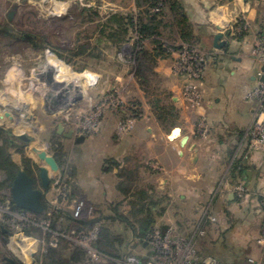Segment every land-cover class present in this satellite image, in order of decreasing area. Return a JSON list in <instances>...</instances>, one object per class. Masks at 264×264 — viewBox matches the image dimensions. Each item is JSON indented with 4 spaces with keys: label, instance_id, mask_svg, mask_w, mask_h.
Returning a JSON list of instances; mask_svg holds the SVG:
<instances>
[{
    "label": "rangeland",
    "instance_id": "1",
    "mask_svg": "<svg viewBox=\"0 0 264 264\" xmlns=\"http://www.w3.org/2000/svg\"><path fill=\"white\" fill-rule=\"evenodd\" d=\"M164 1L0 0L3 31L14 39L29 36L23 59L10 54V66L0 69V127L35 138L40 164L53 159L75 195L90 198L95 217L106 218L105 233L113 238L105 249L120 264L147 256L142 235L133 238L132 233L141 234L140 225L150 218L153 228L173 229L185 239L180 234L192 225L198 246L210 224L219 222L215 204L219 197L226 200L228 181L233 180V191L245 188L242 195L234 192L241 203L250 194L243 174L252 158L264 153L251 146L249 137L251 108H256L249 94L260 69L252 48L264 30V1L182 3V19L193 30L190 42L183 39L178 13ZM141 24L156 28L155 33L144 37ZM122 29L127 34L120 42ZM201 30L212 38L221 34L218 44L225 46L198 40ZM49 55L68 70H62L64 90H56L53 98L33 89L41 81L38 73L50 66ZM200 61L204 64L197 72ZM65 91L68 95L49 115L44 100L52 102ZM21 117L25 127L18 125ZM243 122L248 131L243 129L234 147L229 133ZM60 124L62 134L55 136ZM176 127L183 134L172 140ZM183 136L189 137L184 146ZM243 168L242 174L238 169ZM194 189L200 202L194 203ZM31 240L37 251L47 245L44 236ZM263 240L264 235L258 243ZM262 244H249L247 257L255 259Z\"/></svg>",
    "mask_w": 264,
    "mask_h": 264
},
{
    "label": "flooded vegetation",
    "instance_id": "2",
    "mask_svg": "<svg viewBox=\"0 0 264 264\" xmlns=\"http://www.w3.org/2000/svg\"><path fill=\"white\" fill-rule=\"evenodd\" d=\"M8 33L0 26V56L6 49L9 55L22 56L27 47L24 43L29 40V36L21 34L20 37L14 39ZM210 44L215 45V37ZM53 106L52 102L44 104V109L49 115H51ZM61 125L54 133L55 136L62 134L63 126ZM14 132V129L0 127V264H7L8 259L17 264H91L87 250L67 238L66 235L72 227L77 226L84 231L90 227L92 222H77L73 219L72 212L50 204L48 199L52 197L53 180L60 172L57 169L51 173L49 186L45 188L41 179V167L44 165L40 164L35 156L36 139L28 134L35 142H27L13 135ZM65 137L69 138L67 135ZM21 170H24L34 180L35 188L46 194L44 210L41 213L26 210L14 202L12 189ZM60 175L69 187L72 197L83 198L75 195L65 174L62 172ZM43 236L47 243L45 249L37 251L34 250L37 248H34L28 253L23 251L24 240L22 239L28 238L40 242ZM99 239L100 233L96 246L101 243ZM97 248L100 250L98 246Z\"/></svg>",
    "mask_w": 264,
    "mask_h": 264
},
{
    "label": "built area",
    "instance_id": "3",
    "mask_svg": "<svg viewBox=\"0 0 264 264\" xmlns=\"http://www.w3.org/2000/svg\"><path fill=\"white\" fill-rule=\"evenodd\" d=\"M241 30L244 27H240ZM246 28V27H245ZM247 39H245L246 41ZM244 41V42H245ZM253 53L259 58L260 69L258 72V83L256 88L251 91L249 97L256 103L254 111L253 127L250 130V144L253 148L264 151V30L256 38V44L253 46ZM204 62H198L196 69L200 72ZM245 188L240 185L235 188V193L239 195L245 193ZM53 207L68 210L74 214V217L84 216L86 221L92 222L88 229L80 230V227H72L67 238L84 247L89 256L91 264H120L121 260L111 258L109 255L101 252L96 242L101 232L103 221L101 217H95V207L85 198L72 197L71 191L64 182L63 177L58 174L54 177L52 186V197L49 199ZM99 218V219H97ZM96 220V221H94ZM202 226L199 224L198 226ZM173 229L153 228L149 233L141 237V240L149 248L147 256L141 258L135 256L124 264H223L218 259L211 256H202L197 246L196 233L185 239L176 236ZM203 235L204 233L201 232ZM205 235V234H204ZM263 242V241H262ZM137 257V258H136ZM250 264H260L257 260L250 258Z\"/></svg>",
    "mask_w": 264,
    "mask_h": 264
},
{
    "label": "crops",
    "instance_id": "4",
    "mask_svg": "<svg viewBox=\"0 0 264 264\" xmlns=\"http://www.w3.org/2000/svg\"><path fill=\"white\" fill-rule=\"evenodd\" d=\"M179 2L190 3L192 0H177ZM194 2L199 0H193ZM264 0H254L256 3H260ZM244 8V5H243ZM248 9V8H247ZM199 29H202L200 27ZM200 33L206 34V32L201 30ZM212 37L209 38L208 43L212 41ZM34 54H36L34 52ZM8 56V58H7ZM17 57H21V55H14ZM23 57V55H22ZM21 57V58H22ZM6 58V59H5ZM20 58V59H21ZM23 59V58H22ZM11 58L9 57V53L7 49L4 51L2 56H0V69L1 72L10 66ZM22 60H20L21 62ZM255 78L252 77V80ZM251 105H254L252 102ZM251 113H254V109L251 108ZM214 117V115H213ZM244 127V128H243ZM249 125L246 122L242 123L241 126L236 128L233 132H230L229 135L233 136L234 140L233 146L236 147L242 139L244 133L243 129L248 131ZM238 129V130H237ZM183 131V129H182ZM187 144V143H186ZM215 159V158H214ZM251 165L247 167L246 174L243 176L246 177L248 182V186L250 189V194L245 197V199L240 203L235 199L234 191H233V180L230 179L228 181L227 188L225 190V199H217L215 207L217 211V215L219 217V222L215 221L210 224V233L198 243L199 253L202 256H211L218 260H225L228 264H250L247 257V247L251 243H256L257 245L264 244V240L262 243H258L259 239L264 235L263 223H264V204H262V196L261 192L264 194V173L259 171V167L264 168V153L256 154L251 160ZM244 169V168H243ZM245 170V169H244ZM249 170V171H248ZM251 173L249 176L248 173ZM196 177V176H194ZM70 181V177H68ZM223 180V179H222ZM210 183H212L210 181ZM73 192L75 193L74 186L71 185ZM213 190L215 189V184H212ZM194 193V203L200 202V197L198 198V194H200L196 189L192 191ZM213 192V191H212ZM209 192V193H212ZM51 197H49L50 199ZM85 198V197H84ZM182 200L185 199L183 195H181ZM90 201V198H86ZM229 207V209H227ZM236 211L234 217L231 216V212ZM74 219V218H73ZM106 218H101L103 224L105 223ZM76 220V219H74ZM73 220V221H74ZM185 225V224H184ZM186 226V225H185ZM189 227V228H188ZM192 225H187L184 232H181L182 236L190 237L192 235L191 230ZM183 229V228H181ZM251 229L256 230L253 234L251 233ZM133 238L135 236L140 237L141 234H136L133 231ZM24 240V245L22 247L23 251L28 253L29 251L35 248L33 241L28 238L22 239ZM262 244V245H263ZM147 249L146 253H148L149 248L146 244L142 245ZM260 249L257 250L259 252ZM261 252L252 255L260 264H264V246L260 250ZM250 257V256H249Z\"/></svg>",
    "mask_w": 264,
    "mask_h": 264
},
{
    "label": "water",
    "instance_id": "5",
    "mask_svg": "<svg viewBox=\"0 0 264 264\" xmlns=\"http://www.w3.org/2000/svg\"><path fill=\"white\" fill-rule=\"evenodd\" d=\"M221 39H222L221 34H217L215 36V46L216 47H219V48L223 47L224 43L218 44V41ZM245 43L247 45L246 49L249 51L251 47L249 45L248 40H246ZM38 78L41 79V82L45 81L47 87L49 88V90L45 92L46 98H51L53 96V91H56V90L58 91V89H63L65 88V85H66L64 77H63V71L52 65L48 67L45 73L39 74ZM43 84L44 83L42 82V86L44 87ZM38 87L39 85L34 86L33 89L39 91ZM67 95L68 93L66 91L64 93L61 92L60 94H58L57 98L54 97V100L52 101L53 104L59 103V100L63 97H66ZM58 97L60 98L58 99ZM44 102L46 105L48 104L47 99L44 100ZM12 134L18 137L19 139L25 140L27 142H31V143L35 142L26 132H21V133L14 132ZM72 134H73V130H71L70 133L67 134V136L71 137ZM182 134H183L182 128L176 127L172 131L171 139L175 140L179 136H182ZM188 140H189L188 136H183L181 139V145L184 146L188 142ZM44 158H45V155L43 154L42 159ZM57 169H58V166L53 159H49L46 166L44 165L43 167H41L42 185L45 188L49 186L51 173ZM248 175L250 176L251 173L249 172ZM12 195H13L14 202L19 207H22L26 210H29L35 213L43 212L44 199L46 198V194L42 190L35 188L34 180L24 170H21L19 172V175L14 182L13 189H12ZM72 215L74 216L73 213ZM74 219H76L77 222H86V219L84 218V216L74 217ZM7 264H17V263L11 259H8Z\"/></svg>",
    "mask_w": 264,
    "mask_h": 264
},
{
    "label": "trees",
    "instance_id": "6",
    "mask_svg": "<svg viewBox=\"0 0 264 264\" xmlns=\"http://www.w3.org/2000/svg\"><path fill=\"white\" fill-rule=\"evenodd\" d=\"M155 1H161V0H155ZM169 4H170V8L177 12L178 13V16H177V19H178V24L181 28V32H182V35H183V39L186 40V41H191L193 40L194 36H193V30H192V26L191 24H189L188 22H186V20L184 21V19H182V17H184V14H181V10H182V2H179L177 0H169ZM168 1H164L165 4H168L167 3ZM163 14V13H162ZM180 17V18H179ZM118 22H120V25L122 27V22H121V19H117ZM153 21H156V18L153 19ZM158 23L157 24H160L159 21H157ZM156 29V28H155ZM155 29L154 28H151V26H148L147 24L143 25L141 24L140 28L138 29L140 34L143 35L144 37H146L147 35H153L155 32ZM122 34V35H121ZM121 36H119L120 38V42L123 41L124 37L122 36H125L127 34V30L125 29H122V32H121ZM198 40H202L203 42H205L206 44H208V46H211L210 43H208V40L210 38L209 35L207 34H204V33H201L200 36H198ZM196 39V38H195ZM194 39V40H195ZM158 43V42H157ZM160 50L164 51V48L162 46L159 47ZM238 171H240V173H244V169H238ZM98 219V218H97ZM152 218H150L149 220H147L148 222H145L143 223L142 225H140V232H141V235L144 236L146 235L147 233H149L152 229H153V224H152ZM166 227H164L165 229ZM106 230L104 228V226L102 225V228H101V232H100V239H99V242L100 245L97 244V246L100 248L101 251H103L104 253L108 254V255H111L113 257H117L116 254H112L111 252H107L105 251L103 248H105L106 246H111L112 245V237L110 238L108 234L105 233ZM141 236V237H142ZM206 256V255H205ZM221 263L223 264H228L225 260H219Z\"/></svg>",
    "mask_w": 264,
    "mask_h": 264
},
{
    "label": "bare ground",
    "instance_id": "7",
    "mask_svg": "<svg viewBox=\"0 0 264 264\" xmlns=\"http://www.w3.org/2000/svg\"><path fill=\"white\" fill-rule=\"evenodd\" d=\"M8 58V57H7ZM6 59V58H5ZM12 61H13V59H12ZM48 64H50V65H52V66H54V67H57V68H59V69H61V70H67L66 69V67H65V65L62 63V62H60V61H58L54 56H52V55H49V57H48ZM68 71V70H67ZM44 72H42V74H43ZM21 74V73H20ZM16 75V74H15ZM19 76V75H18ZM39 76V73H38V75H37V77ZM35 81V80H34ZM39 85V92L42 94V97H45V92L46 91H48L49 90V88L47 89V88H45L46 86H42V82L40 81V82H38L37 84H36V86H38ZM59 91L61 90V89H58ZM56 93V91H53V95ZM22 98V97H21ZM38 98V97H37ZM60 98V97H59ZM17 108L18 107H25V105L24 104H19L18 106H16ZM24 111H26V110H24ZM21 121L18 123V125H22V126H24L25 127V120H24V118L23 117H21Z\"/></svg>",
    "mask_w": 264,
    "mask_h": 264
}]
</instances>
